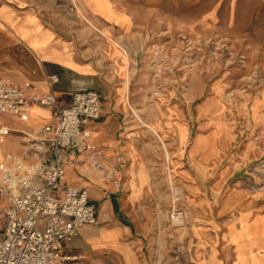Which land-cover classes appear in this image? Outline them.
<instances>
[{
	"label": "rangeland",
	"instance_id": "rangeland-1",
	"mask_svg": "<svg viewBox=\"0 0 264 264\" xmlns=\"http://www.w3.org/2000/svg\"><path fill=\"white\" fill-rule=\"evenodd\" d=\"M115 1L131 9L135 23L133 31L118 29L110 36L133 68L126 152L114 174L126 217L142 238L147 264H212L213 257L223 264L225 218L215 214L230 199L225 195L242 190L248 201H264V156L245 160L238 150L241 141H255L262 131L256 129L258 122L249 124L237 112L241 96L250 102L264 91V0ZM92 34L81 32L79 48L111 63L108 39ZM5 49L11 62L20 57L18 49ZM9 64L0 61V68ZM210 97L215 107L198 117L197 107L203 113ZM0 120L22 126L12 115H0ZM229 126L239 136L230 145L224 144ZM0 137L5 152L8 137H19L23 151L21 159L0 156L1 215L12 194L2 173L11 171L15 161L34 165L25 161L37 153L20 128ZM242 216L224 237L235 245L236 264H258L264 256L252 248L264 235V225L258 224V215L250 222ZM70 262L116 264L109 253Z\"/></svg>",
	"mask_w": 264,
	"mask_h": 264
},
{
	"label": "crops",
	"instance_id": "crops-1",
	"mask_svg": "<svg viewBox=\"0 0 264 264\" xmlns=\"http://www.w3.org/2000/svg\"><path fill=\"white\" fill-rule=\"evenodd\" d=\"M130 10L118 5L115 0H0V61L13 63L0 68V76L15 83L31 81L36 85L38 95H44L48 93L45 77L55 74L59 77V82L49 89V93L60 105H67L76 91H97L102 99L100 116L96 120L86 121L83 130L88 134L89 144L97 148L101 162L108 169H116L122 161V154L126 152V115L130 108L129 94L133 74L131 63L118 50L119 41L110 36L115 37L113 34L118 29L134 30L135 23ZM80 17L88 25L79 23ZM83 25L88 29H83ZM85 30L93 34L99 32L108 39L103 40L107 47L113 49L111 63L103 57L87 56L85 49L79 48L81 32ZM99 38L101 39L100 36ZM6 47L21 51L20 57L15 55L13 62L8 60L6 52L4 53ZM214 100V97L206 100L209 104L203 113H199V105L197 116L212 111L215 107ZM250 100L249 102L241 96L237 104L238 116H243L249 124L258 122L259 127L256 129L262 131V136L259 135L255 141H241L238 150L240 157L245 160L264 156V91ZM54 121V107L37 103L29 108L28 120L19 121L21 127L7 125L10 132L20 128L33 139L41 136L42 128ZM1 124L3 122L0 120ZM238 137L232 135L229 126L227 133H224V144L227 140L230 145ZM3 140L4 137H1V144ZM207 140L215 144L212 137ZM5 146L9 153L4 151L2 145L0 156L22 157L19 137H8ZM62 154L65 157V175L60 182L61 186L84 189L90 202L98 210L96 223L83 226L78 235L64 246L63 254L72 260L80 255L85 257L109 253L116 264H147L142 238L131 224L130 218L126 217L127 213L123 208L125 198L119 194V187L104 182L76 155L67 151ZM36 155L31 159L26 157L25 163H36L39 158ZM246 194L242 190L229 191L225 195L230 196L226 206L221 208L220 204L215 214L225 218L222 240L226 243L227 251L223 264H236L235 245L228 242L224 235H227L230 225L237 227L240 214L246 216L249 222L258 215V224L264 225V201H248L245 199ZM100 235L101 239L97 241L95 238ZM258 240V244L252 249L257 251L259 248L264 256V235ZM211 261L212 264H218L214 257ZM258 264H264V259H260Z\"/></svg>",
	"mask_w": 264,
	"mask_h": 264
},
{
	"label": "built area",
	"instance_id": "built-area-1",
	"mask_svg": "<svg viewBox=\"0 0 264 264\" xmlns=\"http://www.w3.org/2000/svg\"><path fill=\"white\" fill-rule=\"evenodd\" d=\"M58 82L57 75H47L48 93L38 95L33 82L15 83L0 76L1 116L25 122L29 108L37 103L55 109L54 123L45 125L42 135L32 140L30 148L39 155L38 161L32 166L15 161L11 171L2 173L12 194L10 205L0 215V264H71V258L63 254L64 246L83 226L96 223L98 210L84 189L56 188L65 175L63 151L79 157L104 182L119 186L116 169L104 166L83 130L86 121L100 116V94L79 90L67 105H60L49 93Z\"/></svg>",
	"mask_w": 264,
	"mask_h": 264
},
{
	"label": "bare ground",
	"instance_id": "bare-ground-1",
	"mask_svg": "<svg viewBox=\"0 0 264 264\" xmlns=\"http://www.w3.org/2000/svg\"><path fill=\"white\" fill-rule=\"evenodd\" d=\"M12 130V129H11ZM9 132H10V127L7 125V124H5V123H3V124H1L0 125V134H9ZM1 138V137H0ZM19 162H21V161H19ZM24 166H26V164H24L23 162H21ZM1 166V165H0ZM3 197V196H2ZM243 217V216H242ZM244 228V227H243ZM228 237V236H227ZM228 239V238H227ZM252 244V243H251ZM250 246V245H249ZM260 252V251H259ZM260 256V255H259ZM254 257H255V255H254Z\"/></svg>",
	"mask_w": 264,
	"mask_h": 264
}]
</instances>
